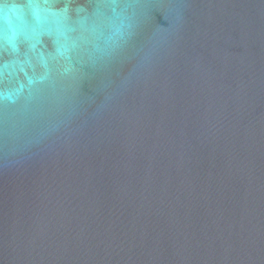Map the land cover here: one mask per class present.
I'll list each match as a JSON object with an SVG mask.
<instances>
[{"label": "water", "instance_id": "obj_1", "mask_svg": "<svg viewBox=\"0 0 264 264\" xmlns=\"http://www.w3.org/2000/svg\"><path fill=\"white\" fill-rule=\"evenodd\" d=\"M0 264H264V0H0Z\"/></svg>", "mask_w": 264, "mask_h": 264}]
</instances>
